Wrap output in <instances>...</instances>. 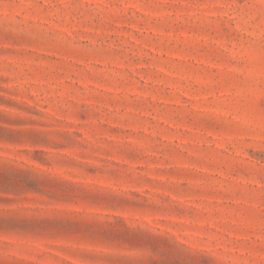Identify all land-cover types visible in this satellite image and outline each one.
<instances>
[{"label":"rangeland","instance_id":"374dc122","mask_svg":"<svg viewBox=\"0 0 264 264\" xmlns=\"http://www.w3.org/2000/svg\"><path fill=\"white\" fill-rule=\"evenodd\" d=\"M0 264H264V0H0Z\"/></svg>","mask_w":264,"mask_h":264}]
</instances>
